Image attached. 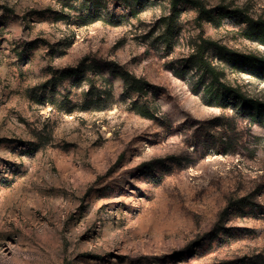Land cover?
<instances>
[{"label": "rangeland", "instance_id": "rangeland-1", "mask_svg": "<svg viewBox=\"0 0 264 264\" xmlns=\"http://www.w3.org/2000/svg\"><path fill=\"white\" fill-rule=\"evenodd\" d=\"M197 1L0 0V264H264V0Z\"/></svg>", "mask_w": 264, "mask_h": 264}, {"label": "trees", "instance_id": "trees-1", "mask_svg": "<svg viewBox=\"0 0 264 264\" xmlns=\"http://www.w3.org/2000/svg\"><path fill=\"white\" fill-rule=\"evenodd\" d=\"M170 1H171L170 2L171 9L174 12L177 11L181 3L185 2V3L193 5L199 11L200 16L209 15V12L206 10L204 5L197 0H170ZM249 24H250V27L247 30V36L249 38L259 37V38L264 39V20H260L258 22L250 21ZM245 62L253 66L261 62V60L255 55H248V56H245ZM200 67L204 70L205 73H209L212 76L213 78L212 86L215 87V85L218 83L221 87H223L220 82L219 74L215 71L214 67H212L211 64L208 63V61L204 60V58H202L200 62ZM129 77H131L129 73L123 74V79L126 82H129V79H130ZM236 95L243 105H249V107L251 105L253 111H256V114L253 113V115L259 117L260 119L264 117V111H263L264 107H263L262 102H259L257 100H250L246 96H244V94L236 93Z\"/></svg>", "mask_w": 264, "mask_h": 264}]
</instances>
